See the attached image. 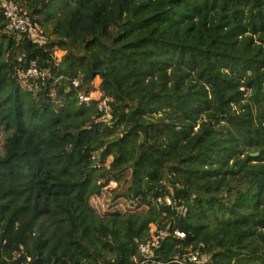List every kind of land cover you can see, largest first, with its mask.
<instances>
[{
  "label": "trees",
  "instance_id": "16d2710c",
  "mask_svg": "<svg viewBox=\"0 0 264 264\" xmlns=\"http://www.w3.org/2000/svg\"><path fill=\"white\" fill-rule=\"evenodd\" d=\"M12 1L44 40L0 7V264H133L151 225L146 264H264V0Z\"/></svg>",
  "mask_w": 264,
  "mask_h": 264
},
{
  "label": "built area",
  "instance_id": "2783aa9c",
  "mask_svg": "<svg viewBox=\"0 0 264 264\" xmlns=\"http://www.w3.org/2000/svg\"><path fill=\"white\" fill-rule=\"evenodd\" d=\"M0 7L3 10V14L7 20L6 29L8 31H17L18 33L26 34L32 40L42 43L44 40L43 28L36 22L30 19L29 14L24 10V8L12 0H0ZM44 76V71L38 70L36 68L35 62L31 63V66L26 69L23 73V77L42 79ZM74 86H78L79 81H73ZM93 97L99 99V106L103 112L104 118H107L110 113V104L107 98H102L100 91L97 89L85 94L79 92L78 100L80 102L88 103ZM166 203L169 204V199H166ZM177 212L181 215L185 214V208L183 206H178L176 208ZM150 237L138 245L139 255L133 256V264H146L149 257L152 255L153 249L158 247L160 239L165 235L164 230H158L151 228ZM175 236L179 238H184L185 233L179 229L174 230ZM205 256H201L199 249H190L181 258H176L175 261L180 264H188L189 262H195L201 264L204 261ZM95 264V263H91Z\"/></svg>",
  "mask_w": 264,
  "mask_h": 264
},
{
  "label": "rangeland",
  "instance_id": "374dc122",
  "mask_svg": "<svg viewBox=\"0 0 264 264\" xmlns=\"http://www.w3.org/2000/svg\"><path fill=\"white\" fill-rule=\"evenodd\" d=\"M62 54H63V51L62 50H56L55 51V57L57 58V59H60V57L62 56ZM94 84H95V87H96V89H95V91L97 90V87H98V84H99V79L98 78H95L94 79ZM1 143H2V140H1ZM253 152H257V155H258V151H254L252 148H245V151H244V153H249L250 155L253 153ZM256 155V156H257ZM253 157V156H252ZM253 162H256V160H254ZM263 209H264V207H263ZM154 227V225H151V228H153ZM261 232L263 233V235H264V227H262L261 229ZM258 263H260V262H258Z\"/></svg>",
  "mask_w": 264,
  "mask_h": 264
},
{
  "label": "water",
  "instance_id": "95a60500",
  "mask_svg": "<svg viewBox=\"0 0 264 264\" xmlns=\"http://www.w3.org/2000/svg\"><path fill=\"white\" fill-rule=\"evenodd\" d=\"M251 155H252V156H255V155H257V152H253Z\"/></svg>",
  "mask_w": 264,
  "mask_h": 264
}]
</instances>
